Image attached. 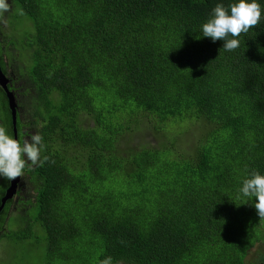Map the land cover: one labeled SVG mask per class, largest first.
Wrapping results in <instances>:
<instances>
[{"label": "trees", "instance_id": "obj_1", "mask_svg": "<svg viewBox=\"0 0 264 264\" xmlns=\"http://www.w3.org/2000/svg\"><path fill=\"white\" fill-rule=\"evenodd\" d=\"M235 2L8 0L4 19L25 28L0 24V65L20 82L9 84L17 139L39 133L54 163L26 165L35 197L13 211L7 201L0 238L41 245L43 264H248L264 243L255 198L240 193L264 175V0L234 51L202 36L214 7ZM145 114L156 133L187 128L171 145L133 147L126 133ZM0 124L15 138L1 86ZM9 184L0 177V204Z\"/></svg>", "mask_w": 264, "mask_h": 264}, {"label": "clouds", "instance_id": "obj_2", "mask_svg": "<svg viewBox=\"0 0 264 264\" xmlns=\"http://www.w3.org/2000/svg\"><path fill=\"white\" fill-rule=\"evenodd\" d=\"M11 10L8 0H0V24H6L4 14ZM18 14L25 15L23 9ZM262 8L257 0H237L228 7L217 4L212 16L202 25V36L211 38L213 42L224 41L225 51H234L240 47L238 39L246 34L261 21ZM46 122L41 123L44 127ZM45 150L43 137L39 133L30 138L16 139L9 134L8 129L0 124V177L13 181L24 174L26 165L43 166L50 157L42 153ZM240 193L248 199L255 198L254 207L260 220H264V175L252 172L250 178L243 181ZM100 264H114L111 256L106 257Z\"/></svg>", "mask_w": 264, "mask_h": 264}, {"label": "rangeland", "instance_id": "obj_3", "mask_svg": "<svg viewBox=\"0 0 264 264\" xmlns=\"http://www.w3.org/2000/svg\"><path fill=\"white\" fill-rule=\"evenodd\" d=\"M5 26H7V29H4L5 32L12 34L14 25H16L17 29L19 31H24V25L20 24L19 22H12V18L10 17L7 19ZM30 28L29 26L27 27ZM4 41H8L7 38H4ZM21 39L20 35H15L14 40L19 41ZM21 42L16 43L17 45H20ZM26 65L27 72L30 73L33 67L32 61H23ZM22 68L18 69L16 72L19 74L20 70ZM8 75L9 77H14L15 74L8 68ZM20 75V74H19ZM21 82H24V79H20ZM20 83V82H19ZM18 101L23 103L24 107L20 109L21 111H25L22 114V118L25 119V121H28V119L33 118L32 112L33 108L30 107V104L28 103V99H26L22 95H17ZM17 103V101H16ZM42 108V106H41ZM153 117L150 114H145L141 120L146 121V124L143 123V126H140V129L133 130L130 133H126V137L130 138V145L133 147H138L141 144H147L148 148L153 147H161L162 144L165 145H171L169 142H166L169 136H171L169 139H171L174 134L176 133V137H179L177 135V132H180L182 130H186V122L182 123H170L165 130L162 132L156 133L152 129L153 125ZM93 125V119L91 116L84 118V126ZM143 127H146L144 129ZM148 127V128H147ZM33 129V128H32ZM34 130V129H33ZM32 131V130H31ZM149 132V134H148ZM197 134V133H195ZM179 141V140H178ZM177 141L176 146H180L179 142ZM188 141H190L188 139ZM164 142V143H163ZM35 197V191L32 188V185L28 181V179L25 177V174L21 177V181L18 185L17 193L14 195L13 198V204L11 207V211L15 209V205L18 201H27L29 199H34ZM21 203V202H20ZM20 205V204H19ZM21 206V205H20ZM15 224L12 221H9L8 226L12 227ZM40 234V233H39ZM38 234L31 233L29 236L35 237ZM32 242V240H30ZM46 261L45 256L42 253V247L37 246L34 247L33 244H31L29 241L24 243H18L16 245H13L9 239L6 238H0V264H43ZM248 264H264V243H260L254 248H252L248 254L247 258ZM119 264H125V263H119Z\"/></svg>", "mask_w": 264, "mask_h": 264}, {"label": "water", "instance_id": "obj_4", "mask_svg": "<svg viewBox=\"0 0 264 264\" xmlns=\"http://www.w3.org/2000/svg\"><path fill=\"white\" fill-rule=\"evenodd\" d=\"M0 86L5 91L8 99L9 108L12 113V122L14 126L15 138L17 139V103H16V96L14 92L9 88V78L3 72L2 67L0 65ZM21 181L20 178H16L13 181H10L9 186L6 189L4 196L2 197L1 204H0V212L5 207L8 200L12 199L14 195L17 193L19 182Z\"/></svg>", "mask_w": 264, "mask_h": 264}, {"label": "flooded vegetation", "instance_id": "obj_5", "mask_svg": "<svg viewBox=\"0 0 264 264\" xmlns=\"http://www.w3.org/2000/svg\"><path fill=\"white\" fill-rule=\"evenodd\" d=\"M8 78H9V84H10L11 87H13V86L16 87V86H18L19 83H15V82H17V81H15V80H16L15 78H14L13 80H12V78L9 77V76H8ZM12 81H13V84H12Z\"/></svg>", "mask_w": 264, "mask_h": 264}]
</instances>
